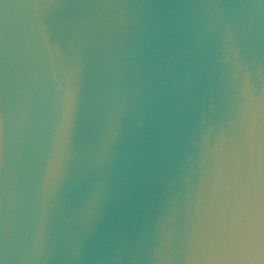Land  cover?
Listing matches in <instances>:
<instances>
[{"label":"water","instance_id":"water-1","mask_svg":"<svg viewBox=\"0 0 264 264\" xmlns=\"http://www.w3.org/2000/svg\"><path fill=\"white\" fill-rule=\"evenodd\" d=\"M0 264H264V0H0Z\"/></svg>","mask_w":264,"mask_h":264}]
</instances>
